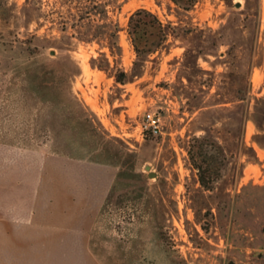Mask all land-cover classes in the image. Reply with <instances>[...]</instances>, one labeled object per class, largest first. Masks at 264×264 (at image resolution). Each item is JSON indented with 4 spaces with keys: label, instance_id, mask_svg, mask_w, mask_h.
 <instances>
[{
    "label": "rangeland",
    "instance_id": "obj_1",
    "mask_svg": "<svg viewBox=\"0 0 264 264\" xmlns=\"http://www.w3.org/2000/svg\"><path fill=\"white\" fill-rule=\"evenodd\" d=\"M26 1L0 0V157L20 148L65 153L70 150L65 149L66 141L74 138H69L72 129L82 132V139H73L74 149L86 155L88 150L83 146L88 143L86 149L96 147V142L84 136L81 121L89 115L101 137L96 143L101 144V157L110 159V150L123 149L124 158L129 151L138 158L136 174L115 180V202L104 207L96 226L94 248L103 264H180L181 259L187 264H264V131L252 120L247 122L245 153L240 152L243 146L239 142L234 144L225 176L214 192L201 188L187 158L191 139L188 134L196 130L195 118L199 115L198 111L191 112V100L202 94L208 99L228 89L225 41L253 46L252 93L255 98L264 97V0H198L189 12L180 10L172 0H120L121 9L112 14L122 26L123 56L116 59L109 47L101 49L98 43H81L71 46V50H61L56 40L61 36L55 23L57 0H29L27 6ZM142 7L157 14L164 23L172 22L186 31L178 29L176 37L171 35L169 52L161 50L150 57L143 77L116 85L111 72L94 67L92 58L104 51L112 66L132 70L137 56L129 38L128 20L133 11ZM247 9V17L235 14ZM25 11L28 20L23 16ZM230 19L235 22L232 27L228 26ZM27 32L40 36L34 43L51 55L55 61L52 64L68 72L63 79L64 94L49 95L61 101L60 106L54 107L48 96L45 99L31 88L28 78L36 75L35 71L26 76L25 69H17L19 63L31 59L20 41ZM197 47L217 49L216 54L199 60L201 68L209 73L195 70L193 63L185 66L189 63L185 52ZM191 74L196 75L193 83L187 79ZM207 79L213 84L203 87L200 80ZM179 81L186 86L183 88ZM217 109L209 110L204 120L218 121V127L223 128L229 121V112L223 107ZM147 111L162 117L161 133L141 143L133 136L117 135L132 132L139 137V123ZM234 123L237 127L236 119ZM202 133L198 131L196 135ZM146 165L151 166L156 177H149ZM26 178L33 184V175ZM6 179L12 183L13 177ZM147 185L148 198L131 200L126 189Z\"/></svg>",
    "mask_w": 264,
    "mask_h": 264
},
{
    "label": "trees",
    "instance_id": "obj_2",
    "mask_svg": "<svg viewBox=\"0 0 264 264\" xmlns=\"http://www.w3.org/2000/svg\"><path fill=\"white\" fill-rule=\"evenodd\" d=\"M172 1L184 12L191 11L198 2V0ZM28 3L29 0L26 1V6ZM55 4L58 7V10L55 11L58 14L55 23L58 25V31L61 34L60 38L56 40H58L57 44H59L61 50H71V46L81 43H98L101 49L109 47L114 59L123 56V47L120 42L122 26L118 20L112 17V14L122 7L120 0H57ZM247 11L248 9L241 10L235 12V14L240 16L245 14L247 17ZM23 16L28 20L26 11L23 13ZM233 25H235V22L230 19L228 26L232 27ZM178 29H184V27L180 25L175 26L172 22L166 24L150 9L145 7L138 8L130 15L127 29L131 44L137 56L132 70L127 71L119 68L117 65L112 66L110 57L104 51L100 52L99 57L92 58V64L101 70L110 71L111 75L115 78L116 85H126L134 82L136 79L144 76L146 63L153 54L161 50H167L168 52L171 50L172 44L170 43V38L171 35L174 37L178 35V31H176ZM184 31H186V28ZM28 34V32L24 33V38L20 39V41L25 46L26 56L30 57L32 61H29L31 59L24 60L21 63L17 61L19 63L17 69H25L24 75L26 76L27 73H31V70L35 71L34 73L36 75H32L30 78L26 77L29 79L31 88L39 96L44 98L48 96V100L53 103L54 107L60 106L61 101L49 95L61 96L64 94L63 79L67 76L68 72H63L58 68L59 66L52 64L55 61L52 60L51 55L43 50V46L34 43V40L40 38V36L37 34ZM203 42L208 43L209 41L203 40ZM223 44L228 46L226 53L229 72L225 75L228 79V89L225 92L217 91L208 99H206L205 94L196 96V99L193 101L191 100L192 97H188L191 100L189 104L191 112H199V115L195 118L198 126L196 130H190L191 135L188 134L191 136L187 145L188 163L196 171L201 188L209 192H214L218 188L220 180L224 178L225 169L230 163L229 156L234 151V144L239 142L243 146V150L240 152L245 153L244 148L247 146L245 142V128L247 122L252 120L259 130L264 131V97L255 98L252 93L251 70L255 65L253 46L237 45L234 40L225 41ZM216 52L217 49L215 47L213 49L209 47L207 49L200 47L188 49L185 52V56L189 63H185V66L193 63L194 67L192 66V68L195 70L202 73H209L201 68L199 60L202 56L216 54ZM98 60H102L103 63L98 64ZM237 62L241 63L239 65L240 67ZM72 73H69V75H72ZM194 76L196 75L191 74L187 76L190 83H193ZM212 81H208V79L206 81L200 80V83L204 82L203 87H210L213 84ZM179 82L183 88L186 86L183 81ZM173 86L176 88L177 84ZM179 96H182V94L179 93ZM253 98L256 99V102L252 108L251 101ZM219 107H223L224 110L229 112L227 116L229 121L224 124L223 128L218 127V121L207 122L204 120L206 113L216 111ZM54 109L57 110L56 108ZM235 119L238 121L237 127L234 126ZM81 122L84 127V136L89 138L88 141L92 139L93 143H98L101 137L99 138L97 128L92 120L89 119V115H85ZM72 131L69 138L78 137L82 139L80 137L82 134L81 131H78V133L75 129H72ZM198 131H203V133L196 135ZM154 135L156 134L148 130L145 132L144 140ZM73 139L66 141L65 149L70 148V150L61 154L119 167V178L132 177V175L136 174V168L138 167L136 154H131L129 151L126 152L128 154L127 158H124L125 151L123 149L109 151L107 146H103L106 152H110V155H108L110 159H107L101 157L102 147H99L101 144L97 146L94 143L96 147L86 149L87 143L83 146L84 150H88V154L85 155L83 151L74 149L76 141ZM258 142L260 143L259 140ZM133 148L135 147H130V150ZM97 152L99 153L92 156L91 153ZM257 187L260 188L259 186ZM180 264H187V262L185 259H181Z\"/></svg>",
    "mask_w": 264,
    "mask_h": 264
},
{
    "label": "crops",
    "instance_id": "obj_3",
    "mask_svg": "<svg viewBox=\"0 0 264 264\" xmlns=\"http://www.w3.org/2000/svg\"><path fill=\"white\" fill-rule=\"evenodd\" d=\"M0 161V264H103L93 241L104 207L115 202L113 166L25 148ZM129 188L131 200L150 196L149 185Z\"/></svg>",
    "mask_w": 264,
    "mask_h": 264
},
{
    "label": "built area",
    "instance_id": "obj_4",
    "mask_svg": "<svg viewBox=\"0 0 264 264\" xmlns=\"http://www.w3.org/2000/svg\"><path fill=\"white\" fill-rule=\"evenodd\" d=\"M140 135L138 139H144L145 132L150 130L154 134L162 132V117L155 111H147L143 121L139 124Z\"/></svg>",
    "mask_w": 264,
    "mask_h": 264
},
{
    "label": "water",
    "instance_id": "obj_5",
    "mask_svg": "<svg viewBox=\"0 0 264 264\" xmlns=\"http://www.w3.org/2000/svg\"><path fill=\"white\" fill-rule=\"evenodd\" d=\"M237 5L239 6V3H238ZM54 53H55V52L52 51V54H54ZM146 169H147V170H150V169H151V166H150V165H146ZM154 175H156V173L151 172L150 176H154Z\"/></svg>",
    "mask_w": 264,
    "mask_h": 264
}]
</instances>
